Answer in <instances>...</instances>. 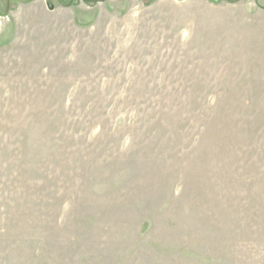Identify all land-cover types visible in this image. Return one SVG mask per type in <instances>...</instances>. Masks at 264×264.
I'll use <instances>...</instances> for the list:
<instances>
[{
  "label": "rangeland",
  "instance_id": "obj_1",
  "mask_svg": "<svg viewBox=\"0 0 264 264\" xmlns=\"http://www.w3.org/2000/svg\"><path fill=\"white\" fill-rule=\"evenodd\" d=\"M0 264H264V0H0Z\"/></svg>",
  "mask_w": 264,
  "mask_h": 264
},
{
  "label": "flooded vegetation",
  "instance_id": "obj_2",
  "mask_svg": "<svg viewBox=\"0 0 264 264\" xmlns=\"http://www.w3.org/2000/svg\"><path fill=\"white\" fill-rule=\"evenodd\" d=\"M88 1H97V0H88Z\"/></svg>",
  "mask_w": 264,
  "mask_h": 264
},
{
  "label": "crops",
  "instance_id": "obj_3",
  "mask_svg": "<svg viewBox=\"0 0 264 264\" xmlns=\"http://www.w3.org/2000/svg\"><path fill=\"white\" fill-rule=\"evenodd\" d=\"M15 18H16V20H17V16L15 15Z\"/></svg>",
  "mask_w": 264,
  "mask_h": 264
}]
</instances>
